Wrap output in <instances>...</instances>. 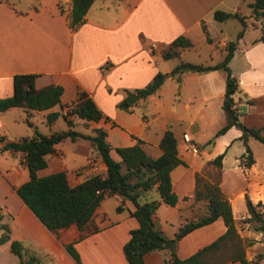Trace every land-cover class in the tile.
I'll return each mask as SVG.
<instances>
[{
	"label": "crops",
	"instance_id": "0c3cea01",
	"mask_svg": "<svg viewBox=\"0 0 264 264\" xmlns=\"http://www.w3.org/2000/svg\"><path fill=\"white\" fill-rule=\"evenodd\" d=\"M243 3L248 8L245 12L242 11ZM71 6V0H0V97L12 94L13 75L19 72L36 73V87L62 85L60 102L63 104L77 98L78 88L86 91L106 116L99 120H76L73 128L83 133H93L94 127L105 128L109 152L116 160L120 155L115 147L134 144L137 138L142 139L141 145L147 153L159 155L161 135L167 126L172 128L177 138L178 154L186 165L178 164L170 171L172 187L178 196L176 204L161 202L153 220L166 239L172 240L173 248L170 249L165 242L164 246L147 251L144 264H171L173 250L178 257L184 258L224 232L225 224L221 217H217L173 240L180 225L190 218L196 219L205 210L206 198H195L198 175L202 180L218 182L230 201L240 236L254 238L250 247L260 248L264 253L263 233L248 225L241 226V221L249 215L245 193L253 203L260 200L264 204V153L261 158L255 155L249 145L253 136H249L247 143L254 161L249 166L244 163L241 155L246 148L239 138L242 126L236 124L207 144L226 122L222 108L224 71L181 72L180 96H176L175 91L178 80L170 74L172 67L181 61L201 63L183 57L189 49H196L193 36L197 31L208 45L209 63L220 61L224 51L214 58L211 46L217 36L212 35L210 29L213 27L217 34L223 35L226 20H215L213 11L238 12L244 17L246 26L243 34L237 37L242 24L233 16L232 37L236 49L228 65L238 78L234 98L242 124L261 127L264 134V43L258 39L264 32V16H255L248 0H94L84 21L73 27L70 23ZM248 31L253 34L245 39ZM179 35L188 37L192 45L178 57L166 59L172 62H162L161 59H165L160 55L161 48ZM152 43L155 44L153 48ZM220 43L224 44L222 37ZM236 53L241 63L234 68L231 61L238 55ZM159 70L166 73V78L144 105L146 119L135 106L131 110L116 106L124 95V88L145 85ZM189 80L194 82L192 91L188 87ZM244 105L246 111L242 108ZM53 107L26 112L22 107L12 106L0 111V156L9 158L8 163H0V210L1 221L7 222L10 228V239L0 243V264H19L18 256L10 250L11 239L21 240L40 258L41 264H128L123 245L130 230L138 226L136 217L130 212L134 208L130 199L120 195L106 196L83 229L71 223L54 232L16 191L17 186L29 177L28 170L20 167L25 166L23 154L1 147L7 140L31 135L34 128L47 135L67 129L66 120L59 115L51 122L47 121V113L56 111ZM39 123L45 125L44 130H40ZM184 133L196 145V152L184 141ZM67 139L70 143L66 148L62 144ZM148 148L153 152H148ZM221 152V165L216 166L210 161ZM69 153L74 160L70 165L66 160ZM18 157L19 162L16 161ZM46 157V166L38 169L37 174L65 170L71 185L79 183L90 173H106L102 159L93 160L90 156L89 141L83 137L59 141ZM88 163L91 164L89 167L86 166ZM208 163L215 167L214 179L205 172ZM99 167L100 172L93 171ZM236 177L242 179L235 186ZM107 197L114 200L113 210L105 201ZM118 204L123 206L122 209H117ZM69 242H73L80 262L66 249L65 244ZM248 254L247 257L252 259L253 254ZM263 258L264 254L258 264Z\"/></svg>",
	"mask_w": 264,
	"mask_h": 264
},
{
	"label": "trees",
	"instance_id": "16d2710c",
	"mask_svg": "<svg viewBox=\"0 0 264 264\" xmlns=\"http://www.w3.org/2000/svg\"><path fill=\"white\" fill-rule=\"evenodd\" d=\"M94 0H71V26L79 25L85 19V13ZM255 16H264V0H252L250 2ZM237 17L242 28L237 32V37L243 34L246 26L245 19L238 12L222 9L213 11V18L224 21L230 17ZM211 40L210 37H207ZM264 43V32L258 37ZM192 45V41L179 35L172 39L165 47L161 48L160 55L164 59L178 57L180 53ZM236 49V41H229L225 47L223 58L215 63H194L181 61L174 65L170 74L180 80V73L186 70L200 71L221 69L225 74V90L222 108L226 114V122L219 127L214 136L208 139L207 144L214 141L215 136L223 133L229 126L236 124L242 126V134L239 136L245 144L246 151L241 155L244 163L249 166L254 158L247 143L249 136L264 143V134L261 127L245 126L239 119L234 94L238 91V78L232 74L228 65ZM36 73L19 72L13 75V92L11 95L0 97V111L12 106L22 107L26 112L42 110L59 103V111L47 113V121L54 120L59 113L64 116L68 128L54 131L47 135L34 128L31 135L21 136L17 139L7 140L2 145V150L12 149L21 151L23 162L28 170L29 177L21 182L16 191L22 200L38 216V218L52 231L75 223L79 229H83L95 214L101 200L106 196L120 195L130 199L134 208L130 211L138 221V226L130 230L129 238L123 245V253L128 264H144V254L152 249L165 245L166 236L154 226L153 215L161 202L175 205L178 199L174 192L170 177L171 169L178 165H186V161L178 154L177 138L170 126L163 131L159 140L161 153L152 156L141 145L142 139L131 145L115 147L120 159H114L109 150L110 144L106 140L107 130L103 127H94L93 133H83L73 128L76 120H99L106 116L98 107L94 99L80 88L77 89V98L74 101L63 104L60 96L63 86L60 84H48L42 87L35 86ZM166 73L157 71L153 77L143 86L124 88L123 97L116 103L118 108L131 110L134 106L145 105L148 97L154 93L165 80ZM70 107V111L63 110ZM142 118L147 114L142 109ZM27 123L32 122L27 119ZM79 137L88 139L89 153L95 160L100 157L106 166L105 175L90 173L75 185L68 181L65 170L54 171L45 175H38L37 170L47 164V154L55 150L56 144L70 138L76 140ZM223 152L217 154L210 162L216 166L221 165ZM88 163L86 166H90ZM195 198H206L205 210L196 218L188 219L175 231L173 240H176L192 229L207 224L217 217H221L225 230L211 242L198 248L184 258L171 252V264H225L228 261H239L240 264H258L264 253H258L255 259H249L246 255V247L253 243V239L240 236L234 222L232 208L229 199L221 191L218 182L202 180L201 175L196 176ZM156 192L158 198H146L145 194ZM245 203L249 215L243 221L249 223V227L260 231L264 235V204L258 200L253 203L245 193ZM118 204L117 209H122ZM0 210V243L10 239V228L7 222L1 221ZM68 252L74 259L80 262V257L73 242L65 244ZM10 250L19 258V264H41L40 258L18 239H11ZM213 256H218L213 260Z\"/></svg>",
	"mask_w": 264,
	"mask_h": 264
},
{
	"label": "rangeland",
	"instance_id": "374dc122",
	"mask_svg": "<svg viewBox=\"0 0 264 264\" xmlns=\"http://www.w3.org/2000/svg\"><path fill=\"white\" fill-rule=\"evenodd\" d=\"M12 1H14V0H12ZM248 1L251 2L252 0H248ZM247 9L248 8H247L246 3H243L242 4V11L245 12ZM233 21H235V18L234 17L233 18L231 17L229 19H226V22H224L225 24L223 25V28H224L223 35H221V33L217 34L218 33L217 30L215 28H213V27H211V29H210V31L213 33L212 35H214V36L216 35L217 36V38L215 39L216 40L215 41V44H213L211 46V48L213 49L212 50L213 51L212 54L214 55V58L215 59L218 58V53H220V51H224L225 52V47L227 46L228 42L233 40V37H232L233 36L232 35L233 34V30H234ZM252 34H253L252 32H249V31L246 32V35L247 36H245V39L248 38L249 36H251ZM193 37L195 38V41H196V49H189L188 51H186L183 54V57L184 58H187L189 60H193L195 62H201V63H206V62L209 63V62H211V59L209 57V51H208V48H207L208 45H206L205 41L201 38V36L199 35L198 31H197V33L194 34ZM221 37L224 40V44H221L220 43L221 42ZM236 54H238V53H236ZM161 61L162 62L167 61L168 63L172 62L171 60H166V59L165 60L161 59ZM240 63H241V58H240V56L238 54L231 61V66L235 68ZM176 84H177V88L175 89L176 96H180L181 82L176 81ZM193 85H194V82H192V80H189L188 87H189V90L190 91H192L194 89V86ZM135 108L137 110H139V111H142V109H145V106H143V105H137V106H135ZM242 108H243V110L246 111V108L247 107L244 105V106H242ZM53 109H55L56 111H59L61 109L60 104H55L54 107H53ZM58 115L60 117L64 118V116H62L61 113H59ZM37 117L40 118L39 115H37ZM39 126H40V130H44V128H45V125L44 124H40L39 123ZM69 143H70V141L67 139V140H64V142H63L62 145H63V147H66L67 148V146L69 145ZM249 145L251 146V148H252L253 152L255 153V155L257 157L261 158L262 155H263V153H264V143L261 142L260 140L256 139V138L252 137L251 140H250V144ZM147 150H148V152H153V149L152 148H148ZM19 160H20V158L18 157L16 159V161L19 162ZM66 160H67V163L69 165L71 163H73L74 160H73L72 154L69 153V155L66 158ZM8 161H9V158L8 157L5 158L4 156H0V163H8ZM20 167L22 169H24V170L25 169L27 170V168L25 166L20 165ZM179 167L182 168L181 166H179ZM97 169L98 170H94L93 169V171L100 172L99 170L101 168L99 167ZM204 169H206L205 172L208 173V175H209L210 178L214 179L216 177L215 171L213 170V169H215V167L212 164L208 163V165H206L204 167ZM241 179L242 178H240V177H236L235 178V186H236L237 183L241 182ZM209 181H211V180H209ZM145 196H146V198H149V199L150 198H157V194L154 191H150L149 193H146ZM105 201L107 202V205H109L111 207V210H113V208H114V205H113V203H114L113 201L114 200H113V198L112 197H107L105 199ZM245 225H248L249 226V223L246 224L245 221L242 220L241 221V226H245ZM242 237H247V236H242ZM262 237L264 238V236H262ZM247 238H251L254 241V238H252V237H247ZM261 250L262 249H260V248H258V249L252 248L249 245V246L246 247V255L248 256L249 255L248 253L253 254V258L255 259V257H257V254L258 253H263V252H261ZM217 258H218V256H213L212 259L215 260ZM259 264H264V258L261 259V261H260Z\"/></svg>",
	"mask_w": 264,
	"mask_h": 264
},
{
	"label": "built area",
	"instance_id": "2783aa9c",
	"mask_svg": "<svg viewBox=\"0 0 264 264\" xmlns=\"http://www.w3.org/2000/svg\"><path fill=\"white\" fill-rule=\"evenodd\" d=\"M154 46H155V44L152 43L151 48H153ZM68 111H70V107H66V108L63 110L64 113H67ZM183 139H184V141H186V142L189 143V146H190V148H191V150H192L193 152H196V151L198 150L197 147H196V145H195L194 143L191 142V138L187 135V133H184V134H183ZM259 207L261 208L262 211H264V208H263L262 206H259ZM244 218H245V217H244Z\"/></svg>",
	"mask_w": 264,
	"mask_h": 264
},
{
	"label": "water",
	"instance_id": "95a60500",
	"mask_svg": "<svg viewBox=\"0 0 264 264\" xmlns=\"http://www.w3.org/2000/svg\"><path fill=\"white\" fill-rule=\"evenodd\" d=\"M166 244L168 245V247H169L170 249L173 248V242H172V240H170V239H166Z\"/></svg>",
	"mask_w": 264,
	"mask_h": 264
}]
</instances>
